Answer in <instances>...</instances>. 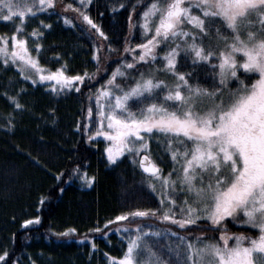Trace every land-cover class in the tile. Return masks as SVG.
<instances>
[{"label":"snow or ice","instance_id":"snow-or-ice-1","mask_svg":"<svg viewBox=\"0 0 264 264\" xmlns=\"http://www.w3.org/2000/svg\"><path fill=\"white\" fill-rule=\"evenodd\" d=\"M90 3L79 0V6L65 4V10L77 16L63 15V22L73 25L74 19H80L107 40V33L89 14ZM55 5L56 0H0V20L19 21L10 36L0 34V61L14 65L33 84L48 82L53 92H79L85 79L92 81L99 73L103 45L97 42L93 54L97 69L93 73L69 74L65 65L53 70L42 64L39 41L43 32L38 28L27 32L25 24L29 17L50 12ZM131 12H136L135 5ZM128 20L130 31L139 26L142 42H126L123 51L131 54V59L124 57L94 93L89 90L88 124L83 130L90 142L94 137L104 139L109 164L125 154L139 163L148 174L159 206L116 215L106 221L104 234L113 230L107 226L115 222L141 219L171 223L181 230L206 220L217 226L219 235H181L154 223L121 224L115 231L124 235L126 249L120 257L109 255V264H170V260L172 264H264V0H149L135 22L131 14ZM217 22L231 35L215 29L223 44H205V37H211L210 25ZM39 23L45 29L52 27L43 20ZM254 23L259 25L255 31L251 30ZM162 44L165 48L158 53ZM107 47L111 50L112 45ZM158 56L171 80L141 72L131 78L132 83L117 82L127 78V70L137 63L154 64ZM181 58L218 69L219 86L209 90L190 73L178 70ZM229 80L236 82L235 88H225ZM8 99L15 109H24L18 96ZM133 104L138 107L133 108ZM8 116L7 126H13L12 114ZM76 127H81L79 122ZM158 134L166 138L173 164L178 165L167 174L149 155V139ZM63 175L59 173L58 178ZM73 176L89 187L96 181L95 175L79 164L71 169L69 179ZM178 195L182 196L179 200ZM228 218L250 226L256 234L229 232ZM40 219L36 215L25 219L23 225L39 223ZM76 232L73 227L59 235ZM162 236H174L178 243L170 241L161 247L156 238ZM91 246L96 248L94 241ZM8 255L7 250L0 253V262Z\"/></svg>","mask_w":264,"mask_h":264},{"label":"trees","instance_id":"trees-1","mask_svg":"<svg viewBox=\"0 0 264 264\" xmlns=\"http://www.w3.org/2000/svg\"><path fill=\"white\" fill-rule=\"evenodd\" d=\"M114 1L91 0L88 5L89 14L107 33V40L83 25L80 19H74L73 25L63 22V15L77 16L64 8L67 3L79 6L76 0H56L55 8L43 13L52 27L44 38L40 61L49 68L54 70L65 65L69 74L85 70L93 73L97 69L93 55L97 42L103 45L99 73L92 81L85 79L79 92L54 94L46 85H33L25 80L14 65L0 61V253L7 250L9 254L0 264H32L33 261L35 264H109V255L120 257L126 249L121 232L115 231L117 225L135 223L115 222L107 226L113 230L105 235L106 221L136 208L159 206L139 165L125 156L110 166L103 142L94 138L90 142L83 130L88 123L89 90L93 93L124 57H130L123 51L126 42H142L138 25L129 30L128 17L131 14L135 22L149 0H118L113 4ZM120 4L124 7H119ZM133 5L135 13L131 12ZM0 30L1 34L7 33L4 25ZM109 44L111 50L107 47ZM140 63L156 76L155 63ZM191 74L194 81H202L201 74ZM10 96H18L24 109H15L8 99ZM9 113L13 126H7ZM150 157L165 174L171 170L172 162L167 156ZM76 164L89 175H95L92 186H82V181L75 176L69 179ZM61 172L64 175L58 178ZM36 215L41 217L39 223L23 225L25 219ZM136 220V223L150 222ZM201 225L187 230L172 228L183 234L202 232L209 238L219 235L208 224ZM73 227L76 233L59 235ZM97 227L100 232L89 231ZM226 227L233 233L256 234L253 229L229 221ZM93 241L95 249L91 246Z\"/></svg>","mask_w":264,"mask_h":264},{"label":"rangeland","instance_id":"rangeland-1","mask_svg":"<svg viewBox=\"0 0 264 264\" xmlns=\"http://www.w3.org/2000/svg\"><path fill=\"white\" fill-rule=\"evenodd\" d=\"M78 3H79V0H76ZM118 2V0H115L114 1V3L113 4H115V3H117ZM60 6V5H59ZM253 19H255V18H253ZM41 20H43L46 24H48L49 22L47 21V17L45 16V15H43V13H42V15L41 14H37V16H35V17H29L28 19H27V21H26V24H25V29H26V31L27 32H30L33 28H38L39 29V31H41V32H43V38L39 41L41 44H42V46H43V44H44V38L48 35V30L49 29H45V28H43L41 25H40V21ZM19 21L18 20H14V21H11V22H7V21H3V20H0V28H2L3 27V25L7 28V33H5V34H7V35H11V33L15 30V24L16 23H18ZM190 27V26H189ZM210 27H211V29H212V31H211V37L209 38V37H205V44H208L209 42H211L213 45H216V44H223V41H219L218 39H217V34H216V31H215V29H220V31H221V33L223 34V35H226V36H230L231 35V32L229 31V30H227L226 28H225V26L223 25V24H221V23H219V22H217V23H215L214 25H210ZM257 28H259V25L258 24H256V23H254L253 25H252V28H251V30H253V31H255ZM1 31V30H0ZM1 34V33H0ZM33 43V39L32 38H30L29 39V44L31 45ZM164 45V44H163ZM164 48H165V45L161 48V47H159L158 49H157V52L159 53H162V51L164 50ZM128 55L130 56L128 59H131V54H129L128 53ZM184 63H187V64H189L188 65V67L187 66H185L184 65ZM212 63H216V61H212ZM141 63H137L136 65H135V67L133 68V69H128L127 70V72H128V77L127 78H125V79H118V83H121L122 85L123 84H127V83H132L133 81H132V77H138L139 76V74L141 73V72H143V73H145L146 75L147 74H150V73H148L147 72V70H146V68L144 67L143 68V66L142 65H140ZM155 65H156V68H155V73H156V76L157 77H159V78H163V79H166V80H171L172 79V77L169 75V74H167V73H165L164 72V69H163V63H162V61H161V59L159 58V56L157 57V60H156V62H155ZM15 67V66H14ZM115 68V67H114ZM113 68V69H114ZM177 68H178V70H180V71H187L188 73H193V74H195V75H197V76H200L199 74H201L202 75V81L201 80H199V82H201V85H203L204 87H206V88H208L209 90H212V88L214 87V86H219V84H218V80H219V78H218V76L216 75V73L218 72V69H213L212 68V66H211V64H205V63H201V64H198V65H193L192 63H191V59L189 58V59H187V60H185V59H183V58H181L180 60H179V63H178V65H177ZM182 68H184L183 70H181ZM15 69L19 72V69L18 68H16L15 67ZM158 69V70H157ZM136 70H138V71H136ZM135 73H134V72ZM136 72H138V73H136ZM20 73V72H19ZM192 75V74H191ZM23 77V76H22ZM24 78V77H23ZM25 79V78H24ZM199 79H201V78H199ZM26 80V79H25ZM107 80V79H106ZM194 80H195V78H194ZM27 81H29V82H31L30 80H27ZM32 83V82H31ZM33 84V83H32ZM101 84H103V82L101 83ZM100 84V85H101ZM33 85H46L47 87H48V89L51 91V92H53L50 88H49V86H48V82H39V83H36V84H33ZM100 85L97 87V88H99L100 87ZM236 87V82L235 81H233V80H229V81H227L226 82V84H225V88H235ZM96 88V89H97ZM96 89H95V91H96ZM72 90H75V89H72ZM72 90H65V91H63V92H60V93H65V92H68V91H72ZM94 91V92H95ZM93 92V93H94ZM54 94H59V93H56V92H53ZM136 107H138V105H136V104H133V108H136ZM93 112H94V115H95V107L93 106ZM88 124V123H87ZM90 127H94V124L93 125H89ZM94 139L95 140H101L102 142H103V144H104V148H105V146H106V142L104 141V139L102 138V137H94ZM149 146H150V152H149V155H152V156H155V157H157V159H163V157L164 156H167L169 159H170V161L172 162V167H171V169H173L174 167H176V168H178V165H174L173 164V161H172V159H171V156H170V152H169V149H168V145H167V141H166V138L163 136V135H155V136H152L150 139H149ZM105 153V152H104ZM105 156H106V154H105ZM125 156H129L128 154H125ZM124 156V157H125ZM123 157H121L119 160H121ZM152 159V158H151ZM118 160V161H119ZM131 160L132 161H134V159L131 157ZM117 161V162H118ZM116 162V163H117ZM135 162V161H134ZM109 163V162H108ZM115 163V164H116ZM136 164L137 165H139V163H137L136 162ZM110 166H113L114 164H109ZM165 174V173H164ZM145 176V175H144ZM145 177H147V176H145ZM148 178V177H147ZM80 180V179H79ZM80 182H81V180H80ZM148 186H149V181H148V184H147ZM82 186H84V187H86V185H82ZM149 189L153 192V194H155V197H157V199L159 200V198H158V196H157V194H156V192H154L150 187H149ZM182 198V196L181 195H178L177 196V199L179 200V199H181ZM228 221L231 223V224H236L234 221H232L231 220V218H228ZM136 222H137V220H134V223L136 224ZM200 222L201 223H203V225H201L200 224ZM199 222V224L201 225V226H203L204 227V225L205 224H208V226H211V228L212 229H216V227L217 226H212V225H210L206 220H201ZM149 223H154V224H156L159 228H171L172 229V231L173 232H176V231H174V229L172 228V226L173 227H177V226H174V225H172L171 223H164V222H161V221H158V220H153V221H150ZM200 225H198V226H200ZM238 226H239V224H238ZM245 227V228H250L251 229V227L250 226H247V225H240V227ZM118 227H120V225H117V228ZM196 226H188V228L187 229H190V228H195ZM186 229V230H187ZM117 232V231H116ZM185 234H187V235H190V236H194V235H196V234H194L193 232H187V231H185L184 232V234L183 233H181V235H185ZM121 236H122V238L125 240V243H126V239H125V237H124V235L121 233ZM157 240H158V245L159 246H164V245H168L169 244V242L171 241V242H173V243H178V241H176V238L174 237V236H162V237H160V238H156ZM165 251V258L167 259V258H169L168 257V255H167V249H165L164 250ZM170 264H172V261L170 260Z\"/></svg>","mask_w":264,"mask_h":264},{"label":"water","instance_id":"water-1","mask_svg":"<svg viewBox=\"0 0 264 264\" xmlns=\"http://www.w3.org/2000/svg\"><path fill=\"white\" fill-rule=\"evenodd\" d=\"M139 168H140V170H141L142 174L148 177V174H147V173H145V172L142 170V168L140 167V165H139Z\"/></svg>","mask_w":264,"mask_h":264}]
</instances>
